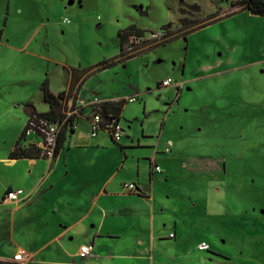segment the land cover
<instances>
[{
    "label": "rangeland",
    "instance_id": "obj_1",
    "mask_svg": "<svg viewBox=\"0 0 264 264\" xmlns=\"http://www.w3.org/2000/svg\"><path fill=\"white\" fill-rule=\"evenodd\" d=\"M181 3L188 14L179 12ZM235 10L231 0H0V202L9 185L41 195L51 184L46 177L35 187L28 178L37 170L27 159L9 158L29 121L25 104L49 109L43 82L48 80L54 93L67 91L71 68L120 54L121 30L135 25L148 33L171 23L176 34L170 43H145L133 52L140 54L84 82L79 97L87 102L95 96L127 99L139 94L122 112L128 135L118 143L102 131V143L97 152L89 150V157L96 165L107 162L104 170L109 174L118 160L124 162L128 147H121L127 142L134 147L128 149L130 159L172 140L173 152L158 157L170 169L168 180L155 186L162 215L157 223L164 227L166 217L168 228L177 218L182 232L179 247L170 254L191 264H264V16L248 10L226 16ZM223 13L180 36L186 30L182 18L200 24ZM169 78L171 85L162 87ZM70 108L67 104L66 113ZM84 112L76 129L91 133L86 120L90 109ZM78 141L75 136L71 144ZM65 153L60 157L64 170L72 161ZM141 161L143 178L150 184L144 168L148 159ZM37 162L48 164L45 159ZM130 175L121 171L119 177ZM58 192L55 186L52 194ZM13 207L0 205L1 248L14 246L8 240ZM30 221L17 213L15 239L29 238L34 228ZM200 242L209 249L200 250ZM179 260L169 259V264H184Z\"/></svg>",
    "mask_w": 264,
    "mask_h": 264
},
{
    "label": "crops",
    "instance_id": "obj_2",
    "mask_svg": "<svg viewBox=\"0 0 264 264\" xmlns=\"http://www.w3.org/2000/svg\"><path fill=\"white\" fill-rule=\"evenodd\" d=\"M224 15L226 13L220 14L218 18ZM145 52L147 53L149 50ZM184 66L180 67L181 75L185 77ZM89 76L82 81L80 88L74 91L67 104L72 105L80 99V90ZM71 79L70 70V84ZM183 83L184 81L180 85H175L177 87L179 85L178 88H181ZM161 86L166 87L162 84ZM98 98L104 101L122 100L125 103L128 102L126 99L116 97L98 96ZM87 115L86 120H88ZM101 132L93 137L91 133H81L76 127L73 130L69 128L63 146L52 159H11L13 160L11 162L27 159L31 168L37 170V174L32 173L28 178L29 181L34 180L35 187H40L46 177L51 180V184L48 183L41 195H35L33 189L30 191L25 189L24 194L16 202L6 200V194L10 190L23 187L9 185L4 190L0 205L12 204L14 206L11 217L13 230L11 229L8 239L14 246L11 248L0 247V259L14 261V255L22 251L24 260L20 262L21 264H169V259L171 261L182 259V263L191 264L177 253L170 254L179 247L181 242L182 232L178 219L174 218V222H171L173 228L172 226L167 228L169 221L166 217H162L164 227L161 226V222L157 223V217L162 215L156 205L155 186L159 182H164L165 179L168 180V171H170L169 168L160 164L158 157L162 152L172 153L174 142L170 139L166 141L173 145L170 152L166 151L168 143L166 145L164 141V148L152 146L154 149L150 153H143V156L141 154L132 155L130 159L127 152L128 149L134 147L130 146L131 142H127L124 144L126 146L121 147V149L128 147L123 150L126 152V161L124 160L121 164V159L118 160L113 171L108 174L104 170L107 162L103 163L102 161V164L96 165L94 159L88 154L89 150L96 151L101 145L102 142L99 138ZM126 135H128L127 132ZM75 136L79 141L73 145L71 142ZM30 139L38 141V137L35 135H32ZM138 144L140 145L139 142ZM64 150H66L67 159L72 157V161L67 162L65 170V167L60 164V157ZM145 158L148 159V164L144 168L147 169L150 184L146 183L147 180L143 178L144 170L141 159ZM41 159L47 160L48 164L37 162ZM172 160L175 161L176 158ZM135 161H137L136 167ZM155 165L160 166L161 170L156 171ZM45 166L46 169H44ZM170 166L173 165L170 164ZM187 169L193 171L188 166ZM43 170L45 171L42 175ZM121 171L131 172V175L119 177ZM66 177L67 179H65ZM128 181L137 184V191L129 192L124 188ZM55 186L59 188L60 192L53 195L52 190ZM17 213L31 219L29 223L34 227L25 242L15 239L14 236ZM172 233H174L173 237H171ZM164 240H169L171 246L164 244ZM87 243H93L94 250L90 255L82 257L80 247ZM202 243L204 242L198 244L200 250L209 249V247L207 249L200 248Z\"/></svg>",
    "mask_w": 264,
    "mask_h": 264
},
{
    "label": "trees",
    "instance_id": "obj_3",
    "mask_svg": "<svg viewBox=\"0 0 264 264\" xmlns=\"http://www.w3.org/2000/svg\"><path fill=\"white\" fill-rule=\"evenodd\" d=\"M184 3H181L179 6V12L181 14H188V9L184 8L182 5ZM187 6V5H186ZM189 7L195 10H201L200 5L198 4H188ZM232 6L236 7L238 11L248 10L253 14H257L260 16H264V0H240L239 2L232 4ZM236 11H233L232 13L227 14L231 15ZM218 14L213 15L209 18H215ZM219 18L213 19L207 23H193L191 24L190 21H188L186 18H182L181 22L185 26V31L180 36H186L190 32L197 30L199 28L205 27L211 22H214ZM160 30L166 31V39L159 42L157 46L165 45L169 43L171 40H173L176 34V29L173 27V25L170 23L168 25L163 26L160 28ZM146 31H144L141 28H138L135 25H131L128 28L121 30L118 34L121 52L119 55L105 59L99 63H96L94 65H91L86 68H77L73 67L71 68V84L70 88L67 91H61L59 93H54L51 91L49 87L48 80H45L41 86L42 92H43V98L44 101L49 105V109L47 111H38L36 106L33 104V102H28L25 104L26 111L28 114L29 119L32 117L39 116V117H45L53 122L60 121L65 116V110H66V103L74 94V91L77 88H80L82 81H84L90 74L101 71L104 69H107L109 67H112L118 63L124 62L126 59L136 56L139 53H130L127 52L124 48V43L131 37L132 35H138L142 36L145 34ZM155 48V47H152ZM125 101L119 100V101H105L102 105V111L106 115H110L117 120L121 121L122 112L124 109ZM72 119L68 121V124L71 122ZM29 128V121L23 131L21 132L19 138L17 139L14 149L9 153L10 159H20V158H45L41 156V149L36 146V144L30 143L29 137H27L26 131ZM69 129L68 125L66 124L63 129L60 132L57 147L55 151V156L58 153L59 149L63 146V143L66 138L67 130ZM71 130H73V125H71ZM0 264H21L17 261H11V260H3L0 259Z\"/></svg>",
    "mask_w": 264,
    "mask_h": 264
},
{
    "label": "built area",
    "instance_id": "obj_4",
    "mask_svg": "<svg viewBox=\"0 0 264 264\" xmlns=\"http://www.w3.org/2000/svg\"><path fill=\"white\" fill-rule=\"evenodd\" d=\"M240 0H231V4H235ZM166 39V31L158 30V31H151L145 32L142 36L132 35L129 39L124 43V48L127 52L133 53L135 52L138 47L142 46L145 43H152V42H161ZM172 83L171 79L164 80L161 84L163 86L169 85ZM139 99V94L134 96H130L126 100L128 102H134ZM104 100H101L98 97H95L93 100L89 102L86 101L84 98H80L77 100L76 103L71 105L69 109V113H66L67 110V102L66 103V110L65 116L60 121L53 122L45 117L34 116L29 119V128L26 131L27 137L30 135H35L38 137V141H31L30 143L36 144L41 149V156L45 158L52 159L55 156V151L57 147L58 138L60 135L61 130L67 124L68 127L71 129V125H73V129L76 127L77 120L79 116L84 114L85 108L90 109V113L87 115L88 120L90 122L91 128V135L93 137L97 136L99 132L105 131L107 132L111 138L116 141L120 142L122 138L126 135V130L122 126L121 121L117 120L116 118L106 115L101 108V105L104 103ZM71 122L68 124V121ZM30 136V137H31ZM172 143L169 142L166 151H171ZM156 171H160L161 168L158 165L154 166ZM124 188L129 192H135L138 189V186L134 182L125 183ZM25 190L23 188H17L14 190H10L6 194V200L16 202L18 201L21 196L24 194ZM174 236V233L171 234V237ZM200 248L207 249L208 245L204 242L200 245ZM94 250V244H84L80 247V255L82 257H86L92 253ZM14 260L21 262L24 260V253L19 251L14 255Z\"/></svg>",
    "mask_w": 264,
    "mask_h": 264
}]
</instances>
